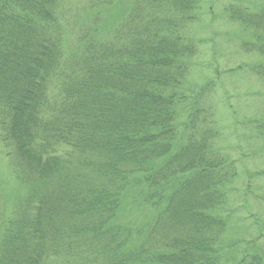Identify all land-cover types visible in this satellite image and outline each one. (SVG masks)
<instances>
[{
	"label": "trees",
	"instance_id": "16d2710c",
	"mask_svg": "<svg viewBox=\"0 0 264 264\" xmlns=\"http://www.w3.org/2000/svg\"><path fill=\"white\" fill-rule=\"evenodd\" d=\"M113 1L0 0V134L22 187L0 264H264L249 241L225 242L238 174L214 143L216 83L181 87L200 0H129L110 31L98 9ZM228 12L264 56V6ZM132 184L163 206L112 225Z\"/></svg>",
	"mask_w": 264,
	"mask_h": 264
},
{
	"label": "rangeland",
	"instance_id": "374dc122",
	"mask_svg": "<svg viewBox=\"0 0 264 264\" xmlns=\"http://www.w3.org/2000/svg\"><path fill=\"white\" fill-rule=\"evenodd\" d=\"M129 3L114 0L108 8L99 6V19L105 21L106 30L118 25ZM199 6L197 20L189 25V37L198 45V52L182 91L194 98L209 80L216 81L213 94L205 100L207 111L213 109L208 114L213 116L218 131L214 143L223 156L236 161L238 171L228 190L229 204L221 211L229 216L225 242L249 241L245 251H256L264 257V56L245 52L241 45L249 40V32L231 20L228 12L231 7L254 11L264 6V0H200ZM65 44V52L73 48L70 40ZM146 188V184H132L122 193L112 225L139 227L154 218L157 207L163 205L153 207L145 202L142 195ZM21 192L12 149L4 145L0 134V239Z\"/></svg>",
	"mask_w": 264,
	"mask_h": 264
}]
</instances>
